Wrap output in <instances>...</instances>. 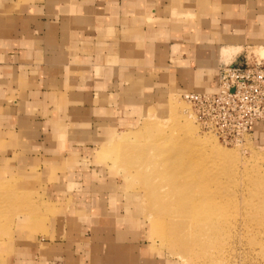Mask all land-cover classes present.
Segmentation results:
<instances>
[{"label":"crops","instance_id":"1","mask_svg":"<svg viewBox=\"0 0 264 264\" xmlns=\"http://www.w3.org/2000/svg\"><path fill=\"white\" fill-rule=\"evenodd\" d=\"M235 60L264 62V0H0V167L55 181L53 215L4 263L169 264L78 151L142 98L213 91Z\"/></svg>","mask_w":264,"mask_h":264},{"label":"rangeland","instance_id":"2","mask_svg":"<svg viewBox=\"0 0 264 264\" xmlns=\"http://www.w3.org/2000/svg\"><path fill=\"white\" fill-rule=\"evenodd\" d=\"M175 90L151 94L117 113L110 132L96 131L92 152L78 151V164L112 182L124 215L140 221L145 241L169 264H264V141L221 142L194 122L182 98L191 90ZM163 159L175 168L170 175L177 174L176 181L199 185L201 197L194 196L179 218L168 210L169 188L153 179ZM44 165L0 167V264L8 247L25 232L44 229L53 215L46 193L55 182L48 177L53 167ZM175 223L180 228L174 232ZM199 228L208 234L195 240Z\"/></svg>","mask_w":264,"mask_h":264},{"label":"built area","instance_id":"3","mask_svg":"<svg viewBox=\"0 0 264 264\" xmlns=\"http://www.w3.org/2000/svg\"><path fill=\"white\" fill-rule=\"evenodd\" d=\"M196 125L224 143L250 139L264 126V62L223 63L211 92L185 91Z\"/></svg>","mask_w":264,"mask_h":264},{"label":"bare ground","instance_id":"4","mask_svg":"<svg viewBox=\"0 0 264 264\" xmlns=\"http://www.w3.org/2000/svg\"><path fill=\"white\" fill-rule=\"evenodd\" d=\"M150 128L152 129L153 127H149V129ZM140 158L142 159L141 155L140 156L138 155L137 159H139V161L141 160ZM164 161H166V162L163 163ZM149 163H151V162H149ZM158 163H160V162H158ZM156 164H157V162H156ZM143 165L144 164L142 163V166ZM166 165H167V159H163L162 160V166H163L162 169L163 170H161V167L157 166L156 168H158V169L160 168L161 171L157 172V174L154 175V178L153 177L152 178L156 179V183H157L156 186L161 185V186H167L169 188L168 191L166 192V198L167 199L165 201H167V203L170 205L168 207V210L171 213V216L174 217V215H177V217H178L179 216L178 213H184V210L189 208L188 203L194 202V200H192V198L194 196H196L198 198L201 197L200 195H198V193H200L199 188H198L199 185L198 184L193 185L192 183H187V184L183 183L182 184V183L176 181L177 174H176V176L170 175V174H172L171 171H173L175 168H172L173 165H168V166H166ZM179 169L182 170L183 168H179ZM152 171H153V168H152ZM149 176H150V174H149ZM174 177H175V179H173ZM190 197H191V199H190ZM176 209H178V211ZM177 217H175V219ZM159 224H158L159 233L161 235L165 236L166 235L165 227L162 224H160V225ZM189 226L190 225H187L188 228H189ZM179 228H180L179 223H175L172 227L174 232L177 231ZM207 231H208V229L202 230L199 228V229H197V231L195 230L192 234L195 236L194 239L197 240L198 238L201 237V235L205 236ZM211 238H212V236H210L208 239H211ZM206 245H208V241H207ZM198 247H200V244H198ZM198 247L191 249V253H192L191 255L198 252Z\"/></svg>","mask_w":264,"mask_h":264}]
</instances>
